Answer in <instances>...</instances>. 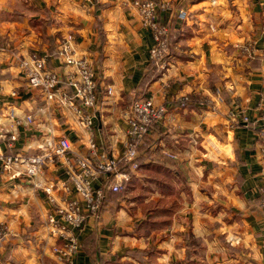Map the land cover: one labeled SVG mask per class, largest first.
<instances>
[{
  "label": "crops",
  "instance_id": "crops-1",
  "mask_svg": "<svg viewBox=\"0 0 264 264\" xmlns=\"http://www.w3.org/2000/svg\"><path fill=\"white\" fill-rule=\"evenodd\" d=\"M163 1L174 8L160 13L173 39L159 73L152 31L132 0H0V154L53 157L34 177L25 164L5 170L0 159V229L9 232L0 264H59L52 249L62 242L48 226L55 204L45 190L64 205L76 197L69 171L78 158L120 155L125 114L142 97L168 112L141 147L126 189L108 193L100 216L88 220L72 264H264V0ZM179 9L187 20L177 18ZM69 37V55L95 68L94 108H82L65 84L51 101L28 85L22 65L33 53L60 78L75 74L60 57ZM183 96L191 103L181 106ZM12 109L33 122L17 125ZM62 138L72 148L56 157Z\"/></svg>",
  "mask_w": 264,
  "mask_h": 264
},
{
  "label": "built area",
  "instance_id": "built-area-1",
  "mask_svg": "<svg viewBox=\"0 0 264 264\" xmlns=\"http://www.w3.org/2000/svg\"><path fill=\"white\" fill-rule=\"evenodd\" d=\"M132 6L141 17L144 27L150 29L153 34L154 46L151 49V62L159 73L167 70L168 59L171 55L173 34L170 26L163 23L160 19L161 12H171L174 10L170 2L163 0H132ZM177 18L185 21L188 19V12L184 9L176 10ZM72 37H69L61 45L60 57L68 65L76 67L75 74L64 79L47 68V59L38 53H33L23 62V69L28 79L30 88L40 90L47 100L59 99L61 87L65 84L74 93L75 101L85 109L94 108L97 99L98 79L95 68L91 60L87 58L75 59L74 55H69L72 51ZM111 93V89L109 90ZM190 96H183L179 99L181 106L191 103ZM68 103L75 108L74 102ZM202 105L209 106V101H204ZM168 112L167 107L158 106L152 98L135 99L125 114L128 126L127 137L124 142L123 151L118 156L103 157L97 163L89 158H78L76 160L77 170L69 171L73 182L76 197L68 198L64 205L56 203L52 197L51 188L45 191L51 202L55 205L48 217V226L51 233L62 242L55 245L52 253L59 264H72L79 249V235L85 229L90 218H98L108 193H122L127 184L132 180L133 175L140 168L139 156L140 149L147 142L153 129L163 121ZM233 121L238 119L239 113L230 114ZM10 117L15 119L17 125L31 124V116L19 117L14 109L11 110ZM84 124L87 128L92 125L91 117L84 116ZM243 122H251L248 116L242 118ZM264 123V109L261 116ZM264 138V128L261 131ZM17 135H12L11 140L15 141ZM72 145L67 138H62L55 145L53 155L64 157L71 151ZM91 150H96V144L90 140ZM168 156L173 159L177 157L173 154ZM0 159L4 163V169L9 170L17 163L26 165V174L36 176L43 166L53 161L52 155L42 154L29 159L18 157H5L0 154ZM103 179L104 185L94 188L92 181ZM260 206L264 211V186L260 190ZM9 236L8 230L0 229V243L4 242ZM1 257V254H0Z\"/></svg>",
  "mask_w": 264,
  "mask_h": 264
}]
</instances>
